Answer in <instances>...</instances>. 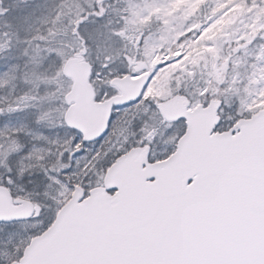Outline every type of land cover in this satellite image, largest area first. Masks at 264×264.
<instances>
[{"label": "snow or ice", "instance_id": "obj_1", "mask_svg": "<svg viewBox=\"0 0 264 264\" xmlns=\"http://www.w3.org/2000/svg\"><path fill=\"white\" fill-rule=\"evenodd\" d=\"M76 7L57 0L49 19L65 26L62 36L50 24L29 38L44 47L33 56L23 49L31 78L21 79L20 95L10 75L20 66L0 55V264H264V115L229 102L211 82L148 95L161 69L184 61L175 48L127 98L119 78L139 73L114 65L128 63L130 46L108 47L125 43L124 17L110 19L114 0ZM10 27L0 26L5 53ZM208 31L188 28L176 44L211 50L201 39ZM151 35L141 31L137 47ZM70 57L87 61L86 84L65 76ZM177 97L181 107L171 112L166 105ZM26 110L23 127L4 119Z\"/></svg>", "mask_w": 264, "mask_h": 264}, {"label": "rangeland", "instance_id": "obj_2", "mask_svg": "<svg viewBox=\"0 0 264 264\" xmlns=\"http://www.w3.org/2000/svg\"><path fill=\"white\" fill-rule=\"evenodd\" d=\"M1 1L0 9L7 11L0 14V26L4 25L2 21L11 25L9 30L12 41L11 53H5L0 49V55L5 58L11 55L14 57L13 62L20 66L19 72L10 71V75L17 77L13 81L18 85L15 95H20L23 91L21 79L31 78V73L24 66L23 49L28 47L29 56L35 55L38 48L43 49V45L28 41L30 37L38 35L50 26L49 18H55L53 10L57 0ZM75 1L68 0L70 3ZM87 1L84 6L92 2ZM80 3L84 1L81 0L76 5L82 6ZM168 4L169 0H114L116 11L110 19L115 22L119 16L124 17L121 37L125 43L122 45L121 41H112L109 43V51L130 46L128 63L123 64L117 60L114 70L126 68L139 75L149 74L155 64L167 59L168 55L175 54L170 51L171 48L185 51L183 62L161 69L149 85L148 95L163 98L171 97L177 87L191 92L209 84L210 67L214 66L216 61L223 60L222 65L218 66L217 78L221 90H212L227 92L229 102L238 101L242 107L260 110L264 105V100L260 99L264 93V64L259 63L260 50L264 49V8L257 7L258 0H175L170 7H167ZM76 5L73 4L74 13L79 11ZM177 9H180L178 13ZM141 13L145 14L141 16ZM158 13L160 15H157ZM4 17L6 18L3 19ZM186 22L187 28L184 27ZM201 25L209 27V31L204 33L201 39L213 42L211 50H206L203 45H197L195 42L189 44L185 41L183 47L176 44V39L184 35L188 28ZM51 27L58 37L63 35L65 27L63 24H51ZM141 31H150L152 35L138 48L136 40L139 39ZM151 40L157 41L155 47L149 43ZM0 44L8 47L3 40H0ZM160 47H164L163 53L159 51ZM237 49L240 51L237 52ZM149 51L156 53L151 59H148ZM96 54V49L93 48V57ZM40 56L45 58L44 66L49 72L53 71L55 62L48 59L44 51H40ZM138 56L140 58H137ZM227 68L229 74L226 78ZM141 69L145 70L140 71ZM192 73H195V76ZM221 83H227V89L222 88ZM4 119L15 126L23 127L31 116L26 110L12 115L6 114Z\"/></svg>", "mask_w": 264, "mask_h": 264}, {"label": "water", "instance_id": "obj_3", "mask_svg": "<svg viewBox=\"0 0 264 264\" xmlns=\"http://www.w3.org/2000/svg\"><path fill=\"white\" fill-rule=\"evenodd\" d=\"M66 71H65V76H67L70 79H83L85 81L86 84V79H87V70H88V66L84 63H82L81 61H77L75 59L69 60L66 63ZM144 82V79L138 81V82H134L131 83L130 81H128L127 79L125 81H122V83L120 84L121 86H126L128 87V83H130V86H133L135 84V88L136 91H134V93L136 94L139 91V86ZM123 90H126L125 88H123ZM87 92V88H82L81 89V95H85ZM127 92V98L130 99V96L133 95L134 93H131V91H125ZM134 94V95H135ZM178 99L180 98H175L174 100L170 101L167 103V108L169 111L171 112H176L179 111L180 107L177 108L178 103L176 102ZM261 115H264V109L262 112H260L259 114H257L256 116L259 117Z\"/></svg>", "mask_w": 264, "mask_h": 264}]
</instances>
